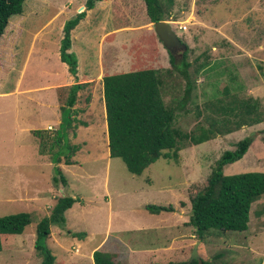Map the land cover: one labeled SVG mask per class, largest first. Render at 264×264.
Here are the masks:
<instances>
[{
	"label": "rangeland",
	"instance_id": "rangeland-1",
	"mask_svg": "<svg viewBox=\"0 0 264 264\" xmlns=\"http://www.w3.org/2000/svg\"><path fill=\"white\" fill-rule=\"evenodd\" d=\"M85 1L26 0L22 14L10 18L0 38V217L28 212L33 218L22 234L2 236L0 264H41L34 249L36 225L60 196L80 201L65 212L63 232L50 228L48 248L55 264H93L95 250L112 253L117 264L180 263L189 260L196 243L200 259L211 264H264V214L257 215L264 196L252 204L243 233L212 231L200 242L181 222L191 213L187 189L203 184L217 159L238 141L253 139L244 157L224 166L223 173H264V136L256 134L264 131V0H174L165 21L188 47V61L198 59L190 69L193 88L177 125L189 132L207 129L215 119L217 132H224L240 120L217 109L230 101L255 103L252 118L261 123L187 146L178 162L160 158L139 176L108 155L101 81L120 63L128 65L127 72L152 68L165 74L171 69L169 53L143 0H106L91 11L85 10ZM82 12L85 18L71 32L75 79L60 61L59 45L65 22ZM182 52L173 55L180 60ZM198 64L206 66L196 72ZM163 80L165 104L181 100L184 80L176 73ZM75 83L88 84L77 95L67 138L70 144L86 145L73 158L76 165H59L68 183L64 186L53 182L50 156L39 153L49 143H41L33 131L47 130L46 139L53 138L63 119L65 87ZM224 117L232 123L227 128ZM146 205L172 206L174 212L154 215ZM74 232L85 236L73 237Z\"/></svg>",
	"mask_w": 264,
	"mask_h": 264
},
{
	"label": "trees",
	"instance_id": "trees-1",
	"mask_svg": "<svg viewBox=\"0 0 264 264\" xmlns=\"http://www.w3.org/2000/svg\"><path fill=\"white\" fill-rule=\"evenodd\" d=\"M26 0H0V38L3 36L11 17L22 14ZM106 0H86V11L94 9L98 2ZM146 15L151 24L165 21L171 16L174 0H143ZM85 12L77 14L65 22L62 28L63 37L59 45L60 61L67 66L68 72L77 78V58L70 52L71 32L81 20ZM179 39V38H178ZM180 41V40H179ZM181 42V41H180ZM186 46V45H185ZM188 47L181 53L180 60L169 53L170 70L142 69L125 73L107 75L102 78V97L105 110L107 149L110 158L120 159L127 171L139 176L158 159L178 162L179 152L187 146H197L212 140L215 136L230 134L241 126L261 123L256 114V105L249 101H230L225 107L219 105L218 110L230 113L239 121H231L224 117L221 121L227 129L217 132L218 121L213 119L209 128L196 127L189 132L177 125V118L185 110L193 88L190 69L198 59L190 62L187 59ZM206 64H198L196 72ZM177 74L185 82L183 96L179 101L165 104L162 97L164 76ZM88 83H75L65 87L68 95L65 105L60 107L63 119L55 131L53 138L46 139L45 131H33L41 143H49L48 149L39 148L40 155L48 154L55 165L53 182L67 186L66 177L59 165L77 164L73 158L79 152L81 144L68 142L67 132L75 121L74 105L79 91ZM60 103V102H59ZM227 110V111H225ZM254 113V114H253ZM227 114V113H226ZM231 116V117H232ZM75 135V134H74ZM252 137H246L235 144L233 150H227L217 159L203 184H192L187 189L190 203V215L185 226L193 229L195 238L203 242L213 231L218 233H243L248 230L252 204L264 196V173L246 172L225 175L223 168L241 160L250 145ZM80 201L72 196H60L50 207L49 216L41 219L35 229L34 249L41 257V264H55V257L48 248L51 226L65 228V212ZM183 205V203H181ZM144 209L150 214L174 212L172 206L146 205ZM264 214V208L257 212L258 217ZM33 222L31 213L20 212L0 217V251L3 250L2 236L20 235ZM69 233V231H67ZM73 237H84L85 233H70ZM93 264H117L112 253L95 250L92 253ZM166 264H199L197 261ZM200 264H211L201 260Z\"/></svg>",
	"mask_w": 264,
	"mask_h": 264
},
{
	"label": "water",
	"instance_id": "water-1",
	"mask_svg": "<svg viewBox=\"0 0 264 264\" xmlns=\"http://www.w3.org/2000/svg\"><path fill=\"white\" fill-rule=\"evenodd\" d=\"M85 8V7H84ZM153 25L154 31L158 36L159 40L162 42L163 46L170 53H174L175 51L182 50L185 51L186 46L183 45L177 35L172 30V27L167 21H158ZM259 136H264V131L256 133ZM196 243L192 249L191 256L188 262H192L193 260L197 261L199 264L201 263V259L197 253V245Z\"/></svg>",
	"mask_w": 264,
	"mask_h": 264
},
{
	"label": "crops",
	"instance_id": "crops-1",
	"mask_svg": "<svg viewBox=\"0 0 264 264\" xmlns=\"http://www.w3.org/2000/svg\"><path fill=\"white\" fill-rule=\"evenodd\" d=\"M128 67V65L127 64H124V63H120V64H118V65H116V66H114L113 67V71L109 74V75H113V74H119V73H124V72H127V71H123V69L124 68H127ZM69 73V72H68ZM70 74V73H69ZM71 75V74H70ZM72 76V75H71ZM77 76V75H76ZM18 85H19V83H18ZM56 86V85H55ZM68 86V85H67ZM70 86V85H69ZM15 90H17V91H19V89H18V86L16 85V88H15ZM59 101H58V99H57V97H56V104H55V106H56V108L59 110ZM102 104H103V98H102ZM104 107V106H103ZM104 112H105V110H104ZM105 114V113H104ZM103 119V118H102ZM104 119H105V115H104ZM59 123V122H58ZM47 129H50V126H48L47 127ZM58 129V128H57ZM79 144V143H78ZM86 145V142H83L82 141V144H81V147H84ZM81 149V148H80ZM80 151V150H79ZM63 165V164H62ZM76 165V164H75ZM60 167V166H59ZM61 169V168H60ZM71 209V208H70ZM69 209V210H70ZM69 210H67V211H69ZM66 211V212H67ZM32 214V213H31ZM49 216V215H48ZM65 218H66V215H65ZM67 220V219H66ZM188 221V219L187 220H183V221H181L182 222V224L183 225H185V223ZM178 222V221H177ZM185 227H187V226H185ZM65 228H66V224H65ZM57 231L58 232H63V229H60V228H58L57 229ZM69 231V230H68ZM71 232V231H70ZM52 233V232H51ZM74 233H76V232H74ZM10 237H13V236H10ZM50 238H51V236H50ZM50 240V239H49ZM123 246L127 249V251H129V252H134V251H132V249H129V247H128V245H126V244H123ZM135 253V252H134Z\"/></svg>",
	"mask_w": 264,
	"mask_h": 264
}]
</instances>
